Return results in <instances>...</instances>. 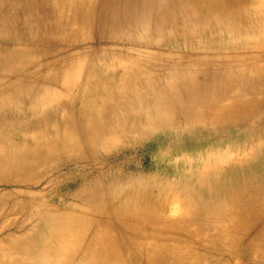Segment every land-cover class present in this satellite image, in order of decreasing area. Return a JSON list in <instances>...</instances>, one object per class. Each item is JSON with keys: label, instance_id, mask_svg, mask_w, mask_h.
Instances as JSON below:
<instances>
[{"label": "bare ground", "instance_id": "1", "mask_svg": "<svg viewBox=\"0 0 264 264\" xmlns=\"http://www.w3.org/2000/svg\"><path fill=\"white\" fill-rule=\"evenodd\" d=\"M263 52L264 0H0V264H264Z\"/></svg>", "mask_w": 264, "mask_h": 264}, {"label": "rangeland", "instance_id": "2", "mask_svg": "<svg viewBox=\"0 0 264 264\" xmlns=\"http://www.w3.org/2000/svg\"><path fill=\"white\" fill-rule=\"evenodd\" d=\"M213 40H215V41H217L216 39H213ZM212 40V41H213ZM102 42V43H101ZM101 42H99V41H96L95 43H87V44H81V45H78V46H76V47H74V48H72L71 50H70V52H75L76 51V53H78L77 55L79 56V57H81V56H84V57H86V62L84 63V69L86 70V69H88L89 68V66L91 65V63H92V61H93V59L96 57V55L98 54V50L97 51H94V49H95V47H104V46H106V47H110V46H117V44L119 45V46H125V47H127V49H126V52H131V53H138V54H142L141 52L139 53V51L138 50H143L144 52H143V54L145 53V52H148V51H156V48L155 49H151V48H148V47H145V46H143V47H141V46H135V44L133 43V42H131V43H108V42H106V41H101ZM137 43V42H136ZM138 44V43H137ZM120 48H122V47H120ZM88 49H90L91 51L90 52H88V53H86V50H88ZM176 49H178V48H176ZM175 49V50H176ZM183 49V48H182ZM66 51V50H65ZM64 51V52H65ZM89 51V50H88ZM168 51V50H167ZM166 50H161V53L163 54V53H166L167 52ZM259 51H262V50H257V51H254V52H259ZM168 52H170V51H168ZM227 52H233V50H229V51H227ZM219 53H226V52H219ZM142 54V55H143ZM182 54H185V56L187 55V54H189V52L187 53V52H183ZM222 56H224V57H226L227 55H222ZM249 55H247V57H248ZM232 57L233 56H230L229 55V58L230 59H228V58H226V62H228V63H232V64H234V66H236V65H238L239 63L237 62H235V61H233L232 60ZM260 57L261 58H263L262 59V62L264 61V52L263 53H260ZM151 58H153V57H151ZM179 59V57L177 58V59H174V61H177ZM153 60H154V58H153ZM220 61H222V60H220ZM247 61V63L250 65V64H253L254 63V60L252 59V58H250V60H246ZM222 62H224V61H222ZM222 62H216V63H218V64H223ZM236 63V64H235ZM114 163V161H107L106 162V172L107 171H109L110 169H111V167H112V164ZM237 261H241V260H239V259H237Z\"/></svg>", "mask_w": 264, "mask_h": 264}]
</instances>
